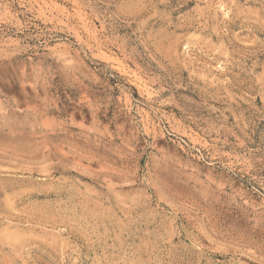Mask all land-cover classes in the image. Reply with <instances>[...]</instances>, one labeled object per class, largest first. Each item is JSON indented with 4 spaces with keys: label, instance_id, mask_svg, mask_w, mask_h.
Segmentation results:
<instances>
[{
    "label": "rangeland",
    "instance_id": "rangeland-1",
    "mask_svg": "<svg viewBox=\"0 0 264 264\" xmlns=\"http://www.w3.org/2000/svg\"><path fill=\"white\" fill-rule=\"evenodd\" d=\"M0 264H264V0H0Z\"/></svg>",
    "mask_w": 264,
    "mask_h": 264
}]
</instances>
